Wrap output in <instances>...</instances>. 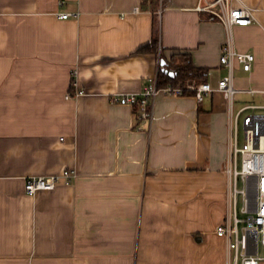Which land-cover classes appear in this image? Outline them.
Masks as SVG:
<instances>
[{
  "label": "crops",
  "instance_id": "crops-1",
  "mask_svg": "<svg viewBox=\"0 0 264 264\" xmlns=\"http://www.w3.org/2000/svg\"><path fill=\"white\" fill-rule=\"evenodd\" d=\"M200 1L0 0V264H231L217 228L234 115L264 108V0H239L255 20L233 28L255 55L235 86L255 93L232 108L218 91L159 93L149 117L111 100L158 79L161 55L190 53L213 86L227 74L225 26ZM156 34L158 51L140 50ZM67 169L71 183L25 192L28 176Z\"/></svg>",
  "mask_w": 264,
  "mask_h": 264
},
{
  "label": "built area",
  "instance_id": "built-area-1",
  "mask_svg": "<svg viewBox=\"0 0 264 264\" xmlns=\"http://www.w3.org/2000/svg\"><path fill=\"white\" fill-rule=\"evenodd\" d=\"M197 9L208 12L209 20L221 22L226 29V41L221 49L220 63L227 68V74L218 80L217 85L213 86L208 81L202 83L187 81L185 86H158L156 78L141 91L113 94L112 102L138 105L141 116L149 117L152 115L151 103L159 93L182 95L185 94V90H191L201 102L206 94L218 91L229 101L232 108L237 92L257 91L237 88L234 82L236 65L250 71L255 55L236 49L233 28L253 23L254 10L239 0H201ZM59 15L67 18L71 13L59 12ZM81 93L80 90L76 92L77 95ZM257 107L259 106L254 104L243 107L234 115L232 124V152L228 167L231 176V207L225 222L217 228V233L227 238L231 264H264V113L247 112V109ZM239 125L244 129L242 144L239 143ZM76 176L77 173L73 169L49 176H28L25 179L24 190L30 195L40 190H53L62 178L69 184ZM240 181L243 183L241 188ZM240 196L243 201L241 213L244 217L239 216L237 209ZM241 224L243 225L240 226Z\"/></svg>",
  "mask_w": 264,
  "mask_h": 264
},
{
  "label": "trees",
  "instance_id": "trees-1",
  "mask_svg": "<svg viewBox=\"0 0 264 264\" xmlns=\"http://www.w3.org/2000/svg\"><path fill=\"white\" fill-rule=\"evenodd\" d=\"M160 0H143V3H149L151 5H157ZM164 2V0H161ZM159 38L156 34L153 40L142 46L140 50L158 51ZM166 61L165 66L160 65V71L158 75V86L166 85H179L185 86L187 81L202 83L208 81L209 69L203 66H197L193 63V59L190 53L179 52L173 54L171 60H167L163 55L160 56V60ZM171 72L173 74H171ZM186 93H194L193 91L185 90Z\"/></svg>",
  "mask_w": 264,
  "mask_h": 264
},
{
  "label": "rangeland",
  "instance_id": "rangeland-1",
  "mask_svg": "<svg viewBox=\"0 0 264 264\" xmlns=\"http://www.w3.org/2000/svg\"><path fill=\"white\" fill-rule=\"evenodd\" d=\"M236 99H238L237 96H235ZM235 99V110H237V108L239 107V102L238 100ZM249 99V103H260L261 100L258 99V98H247ZM252 111V109H251ZM255 111L257 112H260V113H264V108H261V109H255ZM244 142V129L242 127V125H239V143L242 144ZM243 186V183L240 181L239 182V187L241 188ZM243 205V201H242V197L240 196L239 199H238V203H237V209H238V212H239V216L240 217H244V215L241 213V207ZM243 224H241L240 226H242ZM261 251V250H260Z\"/></svg>",
  "mask_w": 264,
  "mask_h": 264
},
{
  "label": "water",
  "instance_id": "water-1",
  "mask_svg": "<svg viewBox=\"0 0 264 264\" xmlns=\"http://www.w3.org/2000/svg\"><path fill=\"white\" fill-rule=\"evenodd\" d=\"M161 65L162 66H165L166 65V61L164 59L162 60ZM171 74H173V73L171 72Z\"/></svg>",
  "mask_w": 264,
  "mask_h": 264
}]
</instances>
